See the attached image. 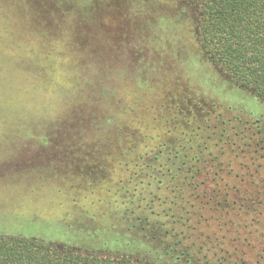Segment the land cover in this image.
Listing matches in <instances>:
<instances>
[{
    "label": "rangeland",
    "instance_id": "obj_1",
    "mask_svg": "<svg viewBox=\"0 0 264 264\" xmlns=\"http://www.w3.org/2000/svg\"><path fill=\"white\" fill-rule=\"evenodd\" d=\"M146 1L150 9L144 14L115 0L98 26L82 29L60 20L42 40L28 23L15 22L24 15L17 8L24 0H0V15L14 22L6 27L0 21V104L14 103L18 89L32 91L37 54L49 66L42 73L49 93L51 81L83 78L86 64L108 68L112 90L125 97L127 108L138 103L136 111L144 115L142 131L149 137L141 144L192 148L180 156L189 162L188 174L181 176L188 202L176 198L180 190L173 192L172 184L157 183L158 174L152 179L140 174L141 162L133 166L93 143L64 142L62 125L46 116L38 122L27 96L23 109L0 107V233L83 252L132 255L141 250L117 244L106 228L132 232L127 212L145 205L157 214L187 213L191 243L202 261L264 264V104L208 64L195 42L191 14L172 0ZM20 33L29 36L16 43L14 34ZM135 81L142 83L138 101ZM184 220L166 221L183 229Z\"/></svg>",
    "mask_w": 264,
    "mask_h": 264
},
{
    "label": "trees",
    "instance_id": "obj_2",
    "mask_svg": "<svg viewBox=\"0 0 264 264\" xmlns=\"http://www.w3.org/2000/svg\"><path fill=\"white\" fill-rule=\"evenodd\" d=\"M172 1L178 10L191 14L194 19L195 42L208 64L228 83L264 104V0ZM27 2L28 0H24L19 7L17 6L24 15L19 13L22 16L15 18V22L25 21L31 26L34 36L44 40L52 33L51 26H57L60 20L67 23L73 21L82 29L105 23L106 17L100 15L110 9V6L112 8L115 0H37L28 2L29 6ZM122 2H128L137 12L144 14L150 9L146 0ZM27 12L29 15H25ZM7 15L5 12L0 15V21L6 27L14 23L9 21ZM78 31L80 33L78 38H83L84 32L80 29ZM12 33L9 30L10 37L13 36ZM27 36L29 33L14 34L16 43ZM81 41L85 44L88 41L87 37ZM37 55L34 59L35 77L32 81L31 76L26 79L27 82L31 81L32 91L18 89L14 103L3 100L0 104L3 112L15 104L17 109H23L28 96L32 101L34 113H39V117H36L38 122L46 116L55 124L62 125L65 129L64 142L93 143L95 148L110 149L113 158H129L133 166H140L138 162H141L145 170L143 169L140 174L151 179L154 173L158 174L160 178L156 180L157 183L163 184L167 181L172 184L175 186L172 188L173 192H176V189L180 190L176 198L180 196L181 201L188 202L187 191L181 187L186 176L184 179L181 176L188 174L189 169L186 165L189 166L187 164L189 162H183L180 156L186 153V150H192L191 147L167 142H159L152 146L141 144L149 136L142 131L145 120L142 118L144 115L136 111L139 104L133 102L132 107L127 108L125 97L117 96L116 90H112L114 87L108 68L98 67L94 63L81 68L83 78L79 80L80 82L70 80L69 83L62 84L51 81L54 86L52 90L55 89L60 97L56 105H51L48 97L52 90L49 93L48 81L45 82V75L42 74L49 70V66L44 65L45 60L41 61L39 54ZM133 85V97L138 101L141 99L139 94L142 83L135 81ZM157 120L156 116L151 118L153 123ZM166 134L169 136L172 131L168 130ZM56 137L54 135L53 138ZM151 186L152 182L149 181L147 187ZM163 213L157 214L158 219L153 223L144 219L139 231L143 232L142 235L146 234L142 241H137L141 245L137 248L141 251L132 255L89 253L32 238L0 233V264H213L205 262L206 257L202 261L195 253L191 243V223H188V214L183 216L182 212L171 215L165 211ZM168 217L178 222L184 218L183 229L167 226ZM154 228L159 230L158 244L162 242L159 249L163 251L162 253L156 249L157 245L152 249L149 242ZM145 244L147 247L150 246L147 252L143 251ZM143 253L145 257L142 256Z\"/></svg>",
    "mask_w": 264,
    "mask_h": 264
},
{
    "label": "flooded vegetation",
    "instance_id": "obj_3",
    "mask_svg": "<svg viewBox=\"0 0 264 264\" xmlns=\"http://www.w3.org/2000/svg\"><path fill=\"white\" fill-rule=\"evenodd\" d=\"M138 210H141V211L138 213ZM122 213H124V211H122ZM123 215L124 216H122V218L125 219V214H123ZM127 215L128 216L131 215V218L133 219V221L130 220L131 225L128 226L130 228V230H132V232H128V233L123 232L122 234H118V233H121V231L117 232L115 227H113V225H110V224L107 226L106 230L109 231V229H111L110 233L112 234L111 235L112 237L110 239L117 242V244L122 245L124 243L127 246H135V248L141 247V245L137 241L138 240L142 241V239L145 237L146 233L144 235H142L141 233H143V232H140L139 229H140L141 225L144 224V219H147L149 222H152V223L154 220H157L158 219L156 217L157 212L154 210L151 211V209L146 208L145 205H143V206H140L137 210H130V212H127ZM132 226H134V228ZM116 228H117V226H116ZM134 233H136V235H133ZM158 233H159L158 228H154V232L152 233L153 235H151V236L149 235L151 238H153V239L150 238L149 241L150 240L155 241V243L157 245V248H156L157 250H159L162 246V242H161V244H158V241H159ZM110 239H107V241ZM153 247H152V249H153ZM149 250L150 249L145 244V249L143 251L147 252ZM159 252L162 253L163 251L159 250ZM112 254H114V253H112Z\"/></svg>",
    "mask_w": 264,
    "mask_h": 264
},
{
    "label": "clouds",
    "instance_id": "obj_4",
    "mask_svg": "<svg viewBox=\"0 0 264 264\" xmlns=\"http://www.w3.org/2000/svg\"><path fill=\"white\" fill-rule=\"evenodd\" d=\"M65 79H67V75L64 76ZM49 79H53V77L50 75ZM60 100V97L58 96V93L55 89L52 90L51 94L48 97V102L51 105H56Z\"/></svg>",
    "mask_w": 264,
    "mask_h": 264
}]
</instances>
